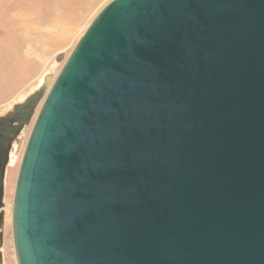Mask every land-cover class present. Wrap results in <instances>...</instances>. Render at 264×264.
<instances>
[{
	"label": "water",
	"instance_id": "obj_1",
	"mask_svg": "<svg viewBox=\"0 0 264 264\" xmlns=\"http://www.w3.org/2000/svg\"><path fill=\"white\" fill-rule=\"evenodd\" d=\"M49 81L0 116V264L33 117L16 264H264V0H111Z\"/></svg>",
	"mask_w": 264,
	"mask_h": 264
},
{
	"label": "rangeland",
	"instance_id": "obj_2",
	"mask_svg": "<svg viewBox=\"0 0 264 264\" xmlns=\"http://www.w3.org/2000/svg\"><path fill=\"white\" fill-rule=\"evenodd\" d=\"M110 1L0 0V116L23 102V97L39 90L46 78L50 80L49 86L52 84L87 27ZM58 57H61L60 62L56 61ZM33 120L34 117L22 134L19 147L13 148L11 153L15 160L6 167L4 175L3 204L7 210L3 227L4 264H16L11 238V206Z\"/></svg>",
	"mask_w": 264,
	"mask_h": 264
},
{
	"label": "bare ground",
	"instance_id": "obj_3",
	"mask_svg": "<svg viewBox=\"0 0 264 264\" xmlns=\"http://www.w3.org/2000/svg\"><path fill=\"white\" fill-rule=\"evenodd\" d=\"M41 83V82H40ZM40 85V84H39ZM39 85H38V87H39ZM37 87V86H36ZM37 87V88H38ZM36 88V89H37ZM40 88V87H39ZM35 89V90H36ZM34 90V91H35ZM27 97V96H26ZM26 97H23L24 99L26 98ZM22 99V98H21ZM15 147V144H13V148ZM13 150V149H12ZM12 150H11V152H12ZM10 152V154H9V163H8V165H10V164H12L13 163V161L15 160L14 159V156L12 155V153ZM7 165V166H8ZM5 190V189H4ZM3 210V212H4V227H5V220H7V218H5L6 217V213H7V210H6V207L4 206V208L2 209ZM3 231H4V228H3ZM1 251H2V257H3V264H4V246L1 248Z\"/></svg>",
	"mask_w": 264,
	"mask_h": 264
},
{
	"label": "crops",
	"instance_id": "obj_4",
	"mask_svg": "<svg viewBox=\"0 0 264 264\" xmlns=\"http://www.w3.org/2000/svg\"><path fill=\"white\" fill-rule=\"evenodd\" d=\"M2 252V251H1Z\"/></svg>",
	"mask_w": 264,
	"mask_h": 264
}]
</instances>
